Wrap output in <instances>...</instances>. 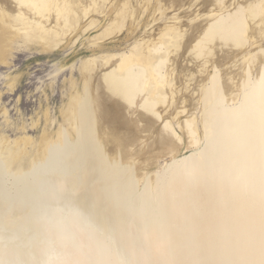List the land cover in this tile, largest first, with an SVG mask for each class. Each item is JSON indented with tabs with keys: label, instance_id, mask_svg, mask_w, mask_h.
I'll return each instance as SVG.
<instances>
[{
	"label": "bare ground",
	"instance_id": "1",
	"mask_svg": "<svg viewBox=\"0 0 264 264\" xmlns=\"http://www.w3.org/2000/svg\"><path fill=\"white\" fill-rule=\"evenodd\" d=\"M103 20L111 42L136 41L105 58L122 76L100 70L91 97L85 87L70 98L72 132L59 136L66 144L75 135L76 148L29 172L0 148V264H264V0H0V63L19 42L53 49L83 25L98 33ZM173 34L152 65V50ZM145 77L164 87L160 99H145ZM158 112L170 113L187 144L207 138L194 161L163 178L147 176L154 161L139 156L146 141L176 152L180 136L154 124ZM251 226L255 235L243 236Z\"/></svg>",
	"mask_w": 264,
	"mask_h": 264
},
{
	"label": "rangeland",
	"instance_id": "2",
	"mask_svg": "<svg viewBox=\"0 0 264 264\" xmlns=\"http://www.w3.org/2000/svg\"><path fill=\"white\" fill-rule=\"evenodd\" d=\"M155 5H153V8ZM153 8H147L142 16L145 19L152 17L155 10ZM106 22L107 21L103 20V26L98 33L94 32L96 25L87 28L83 25V22L81 34L74 36L72 33H68V37L65 38V41L63 39L59 46H55L53 49L49 50H46L39 44L32 43L27 45L26 43L20 44L19 42L8 58L9 64L0 63V144H2L0 148H6L7 151H10V157L11 160H13L10 162H13L12 165L14 169H19L21 167L25 172H29L32 168L52 167L51 165H55L59 159L58 151L76 148L77 140L75 135H71L66 144L60 141L61 136H59L61 127L67 129V131L71 129L70 125L64 121L65 117L63 114L70 104V98H72L73 94L76 98L85 97V87L88 88V93L91 97V93L93 94V90H95L94 86L98 85L95 75L99 74L100 70L101 73L104 72V69L109 68L105 72L112 71L114 75H123L124 71H119L114 67L113 62L115 59L106 61L105 58L112 54L126 51L136 41V35L120 42H111L110 36L101 34L105 28L104 23ZM176 36L177 35L173 34L172 37L164 38L163 44L152 50V65H158L160 61L166 58L168 49H170L177 40ZM107 39L109 40L107 41ZM102 44L103 46H101ZM96 56L98 60L94 64L101 63L103 66L96 68L93 64L91 67L85 69L83 67L84 61ZM112 64L113 66H111ZM93 80L95 83H92V87L91 82H93ZM144 81L143 95L145 99L147 101L160 99L164 93V87L155 85V82L149 77H145ZM207 81V86H211L215 82L213 79H208ZM243 94L245 93H240L239 96ZM197 96L198 94L192 95L193 98H197ZM241 99L242 97H240L239 101ZM117 103L119 104L121 102ZM239 104L240 103L237 102L236 106ZM199 106L195 110L198 115L201 113L202 108ZM139 109L142 111L146 108H142L141 104H139ZM180 110L183 111V113H181L179 117L186 120V115L188 114L187 110ZM169 114L168 112L163 114L158 112L154 124H156L159 129L168 126L172 131L171 134L180 136L176 143V152L173 154L165 153L162 149H165L167 145L158 144L155 145V147H149L146 141V146L144 145L146 150L143 149L140 151L139 156L144 157V154L147 152V156L145 157H151L149 158L150 160L147 161H154L152 164L147 162L146 167H143V172L146 173L147 176L152 175L163 178L170 173L174 165L178 163L181 165H184V163L188 164L190 161H194L200 152L207 149V138L200 133L195 135L196 144H187V137L184 135L182 129L177 126L176 121L168 117ZM153 127L155 129L154 125ZM44 131L48 132L53 142L52 144L49 143V139L41 140ZM149 132L150 130L148 129V131L146 130L140 135L146 136ZM132 146L134 147V145L129 146L130 152H134ZM135 148L136 146L134 149ZM150 148L152 149L150 150ZM17 150H19V152ZM150 152L152 154H150ZM162 153L164 155H162ZM5 155L7 156V152H5ZM159 155L161 156L159 157ZM132 157L136 159L135 161L138 164L139 157L137 158L135 155H132ZM3 158L6 159L4 156ZM140 165L143 166L142 164ZM176 176L180 178V173ZM146 180L147 179H145V181ZM148 181L146 183H148ZM151 184L154 185V182H150L146 185L147 187H151ZM143 186H145V183L141 182L137 194L142 191L144 188ZM254 232L255 226H251L247 227L242 235L250 237L255 235ZM108 241L114 244L111 237H108ZM113 246L111 251L114 253L116 252V256L120 255V252L117 253L118 250H116L115 244ZM117 257L122 260L121 255Z\"/></svg>",
	"mask_w": 264,
	"mask_h": 264
}]
</instances>
